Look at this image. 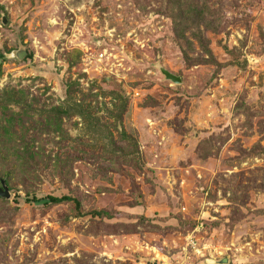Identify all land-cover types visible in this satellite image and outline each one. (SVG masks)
Returning a JSON list of instances; mask_svg holds the SVG:
<instances>
[{"label": "rangeland", "instance_id": "374dc122", "mask_svg": "<svg viewBox=\"0 0 264 264\" xmlns=\"http://www.w3.org/2000/svg\"><path fill=\"white\" fill-rule=\"evenodd\" d=\"M0 59V264H264V0H0Z\"/></svg>", "mask_w": 264, "mask_h": 264}, {"label": "water", "instance_id": "95a60500", "mask_svg": "<svg viewBox=\"0 0 264 264\" xmlns=\"http://www.w3.org/2000/svg\"><path fill=\"white\" fill-rule=\"evenodd\" d=\"M3 23H5V19H3ZM27 52L24 47L20 46L17 50L12 51L11 55L16 58L17 60H22L26 56ZM2 63V59H0V65ZM160 72L162 75L165 77L166 80H169L173 83H180V79L175 77L174 75L170 74L168 71L165 69L159 67ZM0 197L8 199L10 197V193L4 183V181H1L0 184ZM220 263H226L225 260L220 261Z\"/></svg>", "mask_w": 264, "mask_h": 264}, {"label": "trees", "instance_id": "16d2710c", "mask_svg": "<svg viewBox=\"0 0 264 264\" xmlns=\"http://www.w3.org/2000/svg\"><path fill=\"white\" fill-rule=\"evenodd\" d=\"M49 200H50L51 203L58 204V203H61V202L70 201L71 198L70 197H64V196L63 197H59V198L50 197Z\"/></svg>", "mask_w": 264, "mask_h": 264}]
</instances>
